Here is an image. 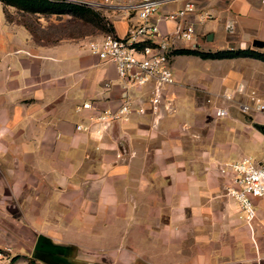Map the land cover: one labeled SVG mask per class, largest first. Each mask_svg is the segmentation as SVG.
<instances>
[{"label":"crops","instance_id":"obj_1","mask_svg":"<svg viewBox=\"0 0 264 264\" xmlns=\"http://www.w3.org/2000/svg\"><path fill=\"white\" fill-rule=\"evenodd\" d=\"M95 1L116 38L139 22L122 8L137 0ZM185 1L161 5L156 18ZM191 1L195 10L184 18L157 21L173 50L264 54L258 0ZM20 17L0 2V251H14L11 264H28L29 253L35 264H48L32 258L38 236L63 247L67 261L55 264H264V199H253L248 226L220 173L230 153L219 140L210 149L218 134L203 130L211 123L201 118L206 107L197 108L204 97L196 93L264 92V62L171 55L174 83L164 95L171 116L164 101L153 110L152 83L126 85L113 63L90 54L89 42L105 33L49 42ZM177 26L192 27L194 41L177 40ZM256 40L261 48L252 46ZM124 94L131 113L99 130L90 116L119 108ZM84 103L92 108L78 109ZM216 107L213 116L225 119ZM221 124L233 128L241 119Z\"/></svg>","mask_w":264,"mask_h":264},{"label":"built area","instance_id":"obj_2","mask_svg":"<svg viewBox=\"0 0 264 264\" xmlns=\"http://www.w3.org/2000/svg\"><path fill=\"white\" fill-rule=\"evenodd\" d=\"M72 3L101 6L95 0H67ZM176 0H137L135 3L122 7L125 11L135 13L139 22L130 27L125 38L119 39L112 33L106 34L100 41H91L88 44L90 54L104 62L115 65L118 77L126 85L145 86L153 84L149 103L155 110L163 101L166 89L173 85V72L170 67V53L174 45L159 36L157 21L177 22L187 13L195 10L191 0H186L183 8L156 18L158 9L165 3ZM264 6V0H258ZM202 19H208L204 13ZM231 31L232 26L226 25ZM177 40L186 43L194 41L193 29L190 26H177L174 32ZM159 37V39H157ZM236 95L243 98H236ZM223 105L215 108V116L224 118L228 115L225 104H234L240 114L248 118H262L264 122V92L245 90L243 86L235 91H226L221 95ZM89 103H84L78 109H91ZM170 110V105L166 107ZM142 113V110H140ZM131 113L130 98L124 94L123 102L115 110L105 109L90 116V121L99 129L105 130L117 121L127 118ZM77 130H86L87 127L78 125ZM220 173L228 175L229 187L227 194L235 200L248 226L256 216L253 199H264V161L256 162L244 157L228 162L220 167ZM7 248L0 251V263L11 264L12 257L6 255Z\"/></svg>","mask_w":264,"mask_h":264},{"label":"rangeland","instance_id":"obj_3","mask_svg":"<svg viewBox=\"0 0 264 264\" xmlns=\"http://www.w3.org/2000/svg\"><path fill=\"white\" fill-rule=\"evenodd\" d=\"M59 1H63L76 6H81L92 12L97 13L100 18L104 19L101 15L103 13V4L98 7L94 5L72 3L68 2L67 0ZM19 19L31 28L35 36L43 37L49 42L68 37H94L97 34L104 33L102 25L98 22L95 17L89 14H27L22 15ZM41 26H43V29L40 28ZM213 47H215V45H213ZM224 90L217 91L213 94H204V92H196L198 93V95L204 97L203 102L201 101L199 103V107L197 108L203 110V108L206 107L205 113L202 111L203 114L201 115V118H207V121L211 123L207 127H204L203 130L205 129L210 135L218 134L217 139L214 136L213 138H211V140L208 141L210 149L212 145L216 144V140H219L217 141L219 143L218 145H223L226 154L230 153V156L226 161H234L244 157L250 158L256 162L258 160L264 161V122L262 121V118H248L246 116H243L238 112L233 103L230 105L228 104L229 114L227 117H225V119L219 120L213 116V106L223 105L221 95L223 94ZM209 100L210 102H208ZM163 101L160 105L163 104V108L166 112H168V114H170L171 116L174 115L175 110L173 108H171L170 110H166L165 105L168 103H166L167 101L165 98L163 99ZM158 107L155 110H157ZM226 118L241 119V124L233 128H230V126L224 124L222 125L221 123L223 122V120H226ZM218 164L220 165V163H217V165ZM9 249L10 252L6 253V255L12 257L14 251L11 248ZM25 259L28 262H36L35 260L30 258V253L28 254V256L25 257ZM18 264H25L24 259L18 262Z\"/></svg>","mask_w":264,"mask_h":264},{"label":"trees","instance_id":"obj_4","mask_svg":"<svg viewBox=\"0 0 264 264\" xmlns=\"http://www.w3.org/2000/svg\"><path fill=\"white\" fill-rule=\"evenodd\" d=\"M4 6L12 7L18 15H91L95 17L103 27L105 34L112 33L108 23L99 17L95 12H92L81 6H76L59 0H0ZM29 27V26H28ZM30 28V27H29ZM31 30V28H30ZM32 31V30H31ZM170 55H186L195 56L203 60H226L237 58H252L264 62V54L251 49H230L216 52H202L197 49H176L172 50ZM15 259V258H13ZM12 259V260H13ZM28 264H35L29 261Z\"/></svg>","mask_w":264,"mask_h":264},{"label":"water","instance_id":"obj_5","mask_svg":"<svg viewBox=\"0 0 264 264\" xmlns=\"http://www.w3.org/2000/svg\"><path fill=\"white\" fill-rule=\"evenodd\" d=\"M252 46L255 48H261L262 43L259 41H254L252 43ZM63 247L52 245L46 238L42 236H38L35 246H34V252L32 254V258L41 260L43 262H46L48 264H55L56 262H66L67 259H65L66 255L63 253ZM42 252H45L51 259L50 262H47L44 257L45 255L42 254Z\"/></svg>","mask_w":264,"mask_h":264}]
</instances>
